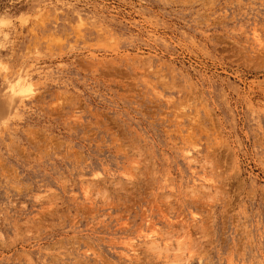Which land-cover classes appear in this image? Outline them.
I'll list each match as a JSON object with an SVG mask.
<instances>
[{
	"label": "rangeland",
	"instance_id": "obj_1",
	"mask_svg": "<svg viewBox=\"0 0 264 264\" xmlns=\"http://www.w3.org/2000/svg\"><path fill=\"white\" fill-rule=\"evenodd\" d=\"M0 264H264V0H0Z\"/></svg>",
	"mask_w": 264,
	"mask_h": 264
}]
</instances>
